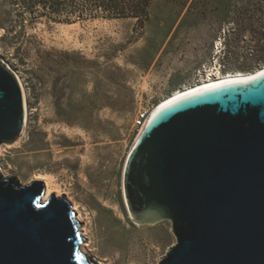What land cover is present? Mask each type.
I'll use <instances>...</instances> for the list:
<instances>
[{"label":"rangeland","instance_id":"obj_1","mask_svg":"<svg viewBox=\"0 0 264 264\" xmlns=\"http://www.w3.org/2000/svg\"><path fill=\"white\" fill-rule=\"evenodd\" d=\"M21 9L0 0V56L20 76L29 114L22 143L0 165L21 184L37 173L56 177L91 219L87 255L159 264L178 242L172 222L136 224L124 197L137 116L208 74L264 67V0H151L144 25L89 17L72 40L53 24L62 19L31 20Z\"/></svg>","mask_w":264,"mask_h":264},{"label":"water","instance_id":"obj_2","mask_svg":"<svg viewBox=\"0 0 264 264\" xmlns=\"http://www.w3.org/2000/svg\"><path fill=\"white\" fill-rule=\"evenodd\" d=\"M24 94L0 58V146L23 134ZM124 197L136 224L171 221L159 264H264V73L162 110L131 150ZM0 171V264H101L73 204Z\"/></svg>","mask_w":264,"mask_h":264},{"label":"bare ground","instance_id":"obj_3","mask_svg":"<svg viewBox=\"0 0 264 264\" xmlns=\"http://www.w3.org/2000/svg\"><path fill=\"white\" fill-rule=\"evenodd\" d=\"M112 21H119V20L116 19V20H112ZM82 22L83 21L79 20V21H74V22H53V24L56 25L58 32L60 33L61 37H65L69 40H72L73 39L72 32L74 30L80 28L83 24ZM102 22H108V21H106V20L101 21L99 19H96L93 23L98 24V23H102ZM74 41H76V40H74ZM0 58L3 60L4 63H6L8 65L10 70H12L11 67L9 66V64L1 56H0ZM12 71L16 74V76L18 77L19 82L22 86V90H23V94H24L26 120H25V127H24V131H23L22 136L13 144H3L0 146V157L3 155L4 151H7L8 149H10L12 147H16L22 143L24 136L26 134V128L28 125L29 114H28V108H27L25 87H24V84H23L20 76L14 70H12ZM263 73H264V67L254 71V72L247 73V74L240 73V74L224 75V74H222V71L218 72L214 76H211V74H208V76L206 78H204V80L198 82L197 84L191 85V86H189V87H187L181 91L175 92L171 96L164 99L159 104V106H156L155 110L150 115L149 122H151L162 110H164L167 107L179 102L180 100H182L184 98L194 96L197 94H201V93H204V92H207L210 90H214L216 88H220V87L228 85V84L248 82L249 80L255 78L256 76H260ZM146 84H147V82H146ZM145 87H146V85H145ZM139 137H140V135H139ZM139 137H138V139H139ZM0 171L2 172V174L7 176V174L4 172V169L1 165H0ZM34 181H43L45 183V185H46V198H44V200H47L52 194H55L57 197H63L66 194H68L65 191V189L62 187V185L57 181L56 177L53 174L37 173L34 177ZM68 199L70 201H72V199L70 197H68ZM72 204H73L74 210L77 212L78 219L83 222L82 232H83L84 236L87 238L86 242H88V244H86V242L83 243L82 250H85V248L89 247L90 244L92 243V238L90 236L91 219L89 218V216H85L81 206L77 202L72 201ZM110 239H112V238H110ZM116 239L115 238L113 239L115 246H118V248H120V249H122V248L125 249L126 244L124 242H121V241L116 240ZM95 260L99 261L101 264H112L109 259H101L99 257H95Z\"/></svg>","mask_w":264,"mask_h":264},{"label":"trees","instance_id":"obj_4","mask_svg":"<svg viewBox=\"0 0 264 264\" xmlns=\"http://www.w3.org/2000/svg\"><path fill=\"white\" fill-rule=\"evenodd\" d=\"M13 5L21 4L22 12L27 13L31 20L41 16L62 19L65 22L81 20L89 17H104L113 19H137L140 25L150 20L149 2L143 6L128 5L127 0H83L86 5H80V0H10ZM130 2V1H129ZM65 16V18H61ZM74 22V21H72Z\"/></svg>","mask_w":264,"mask_h":264},{"label":"built area","instance_id":"obj_5","mask_svg":"<svg viewBox=\"0 0 264 264\" xmlns=\"http://www.w3.org/2000/svg\"><path fill=\"white\" fill-rule=\"evenodd\" d=\"M155 108L152 110H143L140 112V114H138L136 123H135V127L137 131H139L140 133L143 132V130L145 129V127L147 126L149 122L150 115L155 110Z\"/></svg>","mask_w":264,"mask_h":264}]
</instances>
